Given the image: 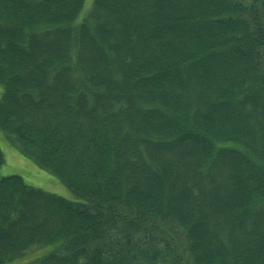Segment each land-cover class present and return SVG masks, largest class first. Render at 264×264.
Wrapping results in <instances>:
<instances>
[{
	"label": "trees",
	"instance_id": "16d2710c",
	"mask_svg": "<svg viewBox=\"0 0 264 264\" xmlns=\"http://www.w3.org/2000/svg\"><path fill=\"white\" fill-rule=\"evenodd\" d=\"M84 4L0 0V130L78 199L0 176V264H264V0Z\"/></svg>",
	"mask_w": 264,
	"mask_h": 264
},
{
	"label": "rangeland",
	"instance_id": "374dc122",
	"mask_svg": "<svg viewBox=\"0 0 264 264\" xmlns=\"http://www.w3.org/2000/svg\"><path fill=\"white\" fill-rule=\"evenodd\" d=\"M94 0H85L84 9L81 17L85 16L91 9ZM3 89L0 87V97ZM0 148L4 153L5 162L0 170V176L19 175L27 184L69 200H78L76 195L59 179L49 172L39 168L32 160L19 155L11 148L6 141L4 134L0 130ZM51 246L34 248L25 257L14 264H30L43 257L50 251Z\"/></svg>",
	"mask_w": 264,
	"mask_h": 264
}]
</instances>
